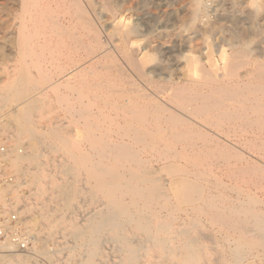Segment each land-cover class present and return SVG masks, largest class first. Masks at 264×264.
Here are the masks:
<instances>
[{"label":"bare ground","instance_id":"1","mask_svg":"<svg viewBox=\"0 0 264 264\" xmlns=\"http://www.w3.org/2000/svg\"><path fill=\"white\" fill-rule=\"evenodd\" d=\"M23 3L31 24L21 29V39H18L22 53L20 75L0 93V109L6 107L12 98L22 99L31 92L34 84L30 76L31 67L38 68L40 81L37 80L41 82L42 90L38 92L37 87L35 90L40 96H29L25 102L31 107L27 111L25 109V113L19 111L24 113L18 117L22 125L29 123L36 112L41 117L52 112L50 89L56 93L54 101H69V96L59 91L63 86L74 84L77 77L73 74L75 70L62 66L64 63L54 72L40 68L48 45L46 42L38 44L35 37L46 38L48 33L37 29L38 19L31 10L34 6L31 7L28 0ZM54 24L58 26V33H67L61 23ZM95 41L97 51L101 50L103 58L107 59L105 44L100 43L98 36ZM129 45L130 41L125 39L116 48L128 62L140 69L138 51ZM27 56H35L37 60L30 63L26 60ZM109 73L92 80L83 77L86 80L81 81L82 87L95 89L91 97L104 104L96 112L92 109L93 113L90 109L78 110L80 118H86L87 123L90 120V125H93L91 130L73 137L72 133L62 128H51L40 135L29 134L30 151L18 156L15 161L16 164L25 161L38 163V151L43 146L59 151L65 160L59 166L60 181L56 180V176L46 186L44 181L48 176L44 169L32 176L42 195L52 193V199L59 201V206L46 204L37 214L33 213V207L27 209L33 213L35 226L43 224L53 231L63 228L69 236L81 238L89 250L80 264H97L95 257L101 254L100 245L103 239L107 240V236V242H113L121 252V261L117 264H253L254 261L264 264V86L251 81H264V70L251 71L248 75L252 79L243 82V86L210 85L205 92L196 85L190 88H176L175 85L174 94L157 104H150L146 95L140 98L134 92L122 91L120 76L114 77L111 76L113 72ZM120 73L123 76L122 71ZM158 90L161 88L158 87ZM80 99L78 97L77 102ZM232 100H236V104L229 103ZM38 104L42 106L36 108ZM194 114L204 117L206 124L192 121ZM211 125L215 130L211 129ZM248 132L252 133V139L247 136ZM6 134V127L0 125V135ZM233 137L240 140L234 142L231 140ZM10 160L9 151L6 157L9 166ZM160 170H164L166 176H161ZM172 176L180 179V190L165 182L167 177ZM80 182L90 183V198L96 205L93 217H89L83 227L65 217V212L72 208L74 200L82 193L78 187ZM15 188L16 185L0 187V203L3 206L14 202L11 197L6 198V193L8 190L11 194L16 192ZM175 196L183 206L174 201ZM25 224L24 221L19 224L24 232ZM6 229L15 230L13 227ZM218 235L223 243L218 241ZM6 242L9 244L0 242V247L14 251V245L8 240ZM0 264H32V257L8 254L0 258Z\"/></svg>","mask_w":264,"mask_h":264},{"label":"rangeland","instance_id":"2","mask_svg":"<svg viewBox=\"0 0 264 264\" xmlns=\"http://www.w3.org/2000/svg\"><path fill=\"white\" fill-rule=\"evenodd\" d=\"M23 1L0 0V93L3 92L4 87L9 85L12 79L20 75V73L18 72L19 68L21 67L20 62L22 61V53L19 48V40L21 39L20 33L21 29L31 24L30 17L26 15L28 10L25 9ZM28 1L31 7L34 6L33 8H31V10L34 13V16L38 19L37 29L46 31L48 33V36L46 38L41 36L35 37V42L39 41L38 44H44L46 42L48 45L46 46L47 51H44L43 63L41 64L40 68L54 72L60 69V65L64 63L62 66L69 70L70 68L71 70H75L73 74H76L77 77L74 84L63 86V88H60L59 92H64L62 94H64L65 96H69V101L64 103H58L57 101H54L56 93L55 91H53L52 93V90L50 89V97L52 96L51 102L53 101L52 112L49 113L48 116L46 115L44 117H41L35 111L36 113L34 115L35 117L33 116L32 118L33 120L31 119V122L29 121V123L22 125L20 124L18 117L22 116V114H24L31 107V105L25 101L29 98V96L37 95V97H39L40 95H38V92H41L42 90V84L41 82H39L40 75L38 68L31 67L30 76L32 77L34 84H32L33 88L31 87V92L29 93L30 95L28 94L22 99L12 98L9 100L10 103L8 102L6 107L4 106V108L0 109V125L5 126L7 129V134L0 136L8 144L9 151L11 152L10 171L17 180L15 184V189H17V191L11 194L10 190H8V192L6 193V198L11 197V199L14 201L11 203L17 209L19 220L27 223L23 228L26 231L24 232L21 230L20 232L23 237L28 239L27 249H22L8 238L1 240L0 242H5L2 244H9L6 241H10L14 245V251L0 247V258L8 254H21L31 256L32 264H80L84 261L86 253L89 250L88 246H85L87 244L81 238L69 236L67 232L63 230V228H57L53 231L47 229L46 226L44 227L43 224H37L36 226L38 227H36L34 222L32 221L33 213H39L40 210L43 209L44 205L49 204L50 206H59V201L52 199V193L48 192L47 194L45 193L42 195L39 189L40 186L36 185L34 177L32 176L37 175L40 170L44 169L48 176V179L44 181V183L46 182V186L49 184V182L55 179L56 176V180L60 181L61 179L59 178H61V174H59V166L65 163V160L61 156L59 151L57 152L52 148L50 149V147L43 146L38 151V163H29L25 161L23 163L16 164L15 161L18 156L25 155L30 151L29 145L31 143V140L29 138V134L40 135L46 133L48 129L51 128H62L69 134L72 133L71 136L73 137L77 134L79 135L91 130L93 128V125H90V120L87 123L86 118V121L80 118V116L78 115L79 111L81 108H83L87 111L91 110L90 112L93 113L102 109L104 107V104L101 105L100 102L94 100L91 96L94 95L95 89L91 87H82L81 84L83 82L81 81L86 79L92 80L93 78H100L101 75L109 72L110 75L112 74L111 72H113L111 76H120V78L122 79V85L120 88L121 90L124 89V92H134L135 95L140 98H144L146 95V97L150 98H147L149 100L148 102H151L150 104H157L162 100L166 101L168 97H171V95L174 94L176 88L181 86L190 88L195 87L196 85V87H198L199 89H203V91L205 92L208 91L205 88H209L210 85L223 86L225 84L224 86H238L240 84L239 86H243L244 83H247L252 79L251 75H248L251 71L255 72L261 68L264 70V12L253 13L252 11L247 9V0H214V3L209 9L211 20L207 27L198 25L196 30L190 35H184L183 33H180L178 29L181 22L186 20L190 16V0ZM66 15L68 16L66 17ZM122 15H127L133 19V26L127 32L122 31L121 27L117 24V20ZM47 17L49 20L47 19ZM56 18L58 19V21L56 20ZM55 22L61 23V26H63V28L67 32L66 34H63L64 36L58 33V26L54 24ZM204 35H209L211 37L213 41L214 52L217 55L222 48H231V61L228 64L226 71L215 69L208 62L211 58V55L210 53L206 52V49L202 45L200 46L199 43L203 39ZM97 36L99 41H101L100 43L105 44V49L108 54L107 59L103 58L101 50L97 51V42L95 41V37ZM56 38H58V40ZM125 39H128L130 42L134 39L144 40L142 48L140 50H137L139 54L138 64L141 70L134 67V65L128 62L126 57H124L123 54L117 50L116 47L118 45H121ZM251 41H255V43L252 44L251 48L248 49L246 46L242 47L243 45ZM72 43L76 45V47ZM194 45L195 47L193 48V51L198 52L203 63L201 66L202 78L198 81L192 80L188 76L187 71L183 69L184 63L181 59L184 54L192 50V47ZM112 47L114 50L112 49ZM51 50H53L54 52H51ZM149 50L155 52L158 57L157 62L154 64H152V59L150 57L144 60H141L140 58L143 56V51ZM39 51H41V49H39ZM130 51L131 50H129L128 52L130 53ZM29 57H32L34 59L29 60ZM26 60L30 63H33V61L37 60V57L27 56ZM242 62H244L245 65ZM79 71L83 72L80 73ZM120 71H122L123 76L121 75ZM141 71L144 74L145 72L147 74L144 75ZM89 73L91 76L89 75ZM231 73L233 75H230ZM231 76L233 78H231ZM83 77H85L86 79ZM222 80L226 82L224 83ZM216 81L220 83H217ZM251 81L255 84L262 83V85L264 86V81H261L260 83L255 82V80ZM132 82H135V84H133ZM200 83H202V85ZM226 83H228V85ZM147 84H151V87ZM173 86H175L176 88ZM158 87L159 89L161 88V90H158ZM33 89H36L38 92L36 90L34 92ZM72 90H75V93L73 92L74 94L71 92ZM90 91L92 92L90 93ZM87 93L90 95H88ZM165 93L167 95H165ZM78 97L79 99H82L77 102ZM85 99H89V101H86ZM74 102L77 103L75 104ZM229 103L236 104V100H232ZM40 105L41 104L36 105V108H40L42 106ZM65 106H67L68 108ZM64 108L67 109L65 110ZM19 111L24 113H20ZM114 117L117 116H113V118ZM191 119L194 122L199 121L200 123L206 124V120L204 119V117L202 118V116L194 114L191 116ZM25 126L26 128H24ZM211 129L215 130V127L212 126ZM21 132L23 133V135ZM247 136L252 139L251 132H248ZM236 138L233 137L231 140L234 142L240 140L239 138ZM160 175L166 176V172L164 170H160ZM165 182L170 187H175L174 189L178 188L180 190L181 188V182L178 177H167V181ZM78 187L82 189V193H80L76 197L73 202L72 208L65 212V217L67 218V220L76 222V224L83 227L93 217L92 211H94L96 205L90 198V183L85 184L83 182L82 184V182H80L78 183ZM84 194L87 195L85 196ZM174 199L176 203L183 206V203L178 200V196H175ZM32 207L34 208V212L30 213L28 210H30V208ZM89 217L90 219H88ZM33 225L34 228L32 227ZM35 228L37 229L36 231H34ZM106 239L107 240H102V245H100L101 254H99L98 257H95V261L97 262V264H117L121 261V252L118 248H116L117 246L113 242H107L109 241L108 236L106 237ZM217 239L220 242L223 241L220 235L217 236ZM37 240H39V243L37 242ZM103 243H105V245ZM42 245H44V247ZM253 264H261V262L254 261Z\"/></svg>","mask_w":264,"mask_h":264},{"label":"clouds","instance_id":"3","mask_svg":"<svg viewBox=\"0 0 264 264\" xmlns=\"http://www.w3.org/2000/svg\"><path fill=\"white\" fill-rule=\"evenodd\" d=\"M213 3L214 0H190V16L181 22L178 31L184 35H190L196 30L198 25L207 27L211 20L209 9ZM246 7L253 13L264 12V0H247ZM117 24L121 27L122 31L127 32L133 26V19L127 15H122L117 20ZM199 43L200 46L202 45L206 49V52L210 53L211 58L208 62L212 67L220 71H226L228 64L231 61V48L224 47L217 55L214 52L213 41L209 35H204ZM253 43H255V41H251L242 47L246 46L249 49ZM143 44V39H134L130 42L129 46L133 49L140 50ZM194 47L195 45L192 47V50L184 54L181 59L184 63L183 69L187 71L188 76L191 79L198 81L202 78L201 66L203 63L198 52L193 51ZM149 57L152 59V64L157 62L158 57L155 52L151 50L143 51V56L141 58L146 59Z\"/></svg>","mask_w":264,"mask_h":264},{"label":"built area","instance_id":"4","mask_svg":"<svg viewBox=\"0 0 264 264\" xmlns=\"http://www.w3.org/2000/svg\"><path fill=\"white\" fill-rule=\"evenodd\" d=\"M8 154V144L0 136V187H13L17 182L16 177L10 171V166L6 162ZM17 213V209L12 205L11 201L5 206L0 203V241L8 238L22 249H27L28 239L21 235L20 220ZM7 227H13L15 230L7 231Z\"/></svg>","mask_w":264,"mask_h":264}]
</instances>
